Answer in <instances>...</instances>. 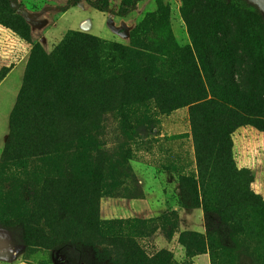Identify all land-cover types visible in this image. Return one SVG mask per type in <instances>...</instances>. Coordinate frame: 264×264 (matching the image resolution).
Listing matches in <instances>:
<instances>
[{
    "label": "rangeland",
    "instance_id": "1",
    "mask_svg": "<svg viewBox=\"0 0 264 264\" xmlns=\"http://www.w3.org/2000/svg\"><path fill=\"white\" fill-rule=\"evenodd\" d=\"M74 1L0 0V77L24 56L28 62L36 44L51 54L68 32L119 43L135 54L132 61L137 66L153 64L164 79L189 82L197 73L194 66L204 76L213 73L205 59L211 23L219 27L230 23L249 35L255 32L264 38V16L247 0H110L108 12L95 10L85 2L75 5ZM123 1L130 11L121 16ZM195 41L205 49L201 51V63L196 60L200 56ZM238 41L249 54L243 66L263 68L259 85L264 89V63L258 51L262 50L264 58V49L239 36ZM21 84L17 71L0 87V158L5 146L10 155L0 165V228L8 230L16 244L15 254L0 256V264H72L66 247H61L68 236L76 240L67 243L79 250L80 264H124L122 246H111L106 238L91 234L73 236L82 227L80 212L68 216L61 207L79 211L86 203L97 202L100 217L115 220L118 213L110 210L115 201L162 197L163 187H171V199L181 208L202 204L188 108L168 116L139 108L130 123L122 121L117 112H108L102 122L87 128L61 120L48 129V123L22 115L9 142V119ZM197 89L192 86L185 90ZM49 131L51 135L46 134ZM230 138L235 166L250 171L251 190L261 199L257 207L240 212L237 231L243 233L246 226L260 227L262 232L264 128L244 126ZM207 190L215 199L213 190L220 193L222 186L211 182ZM170 205L163 212L161 209L159 217L147 219H159L153 226L161 227L165 241L157 240L159 229L153 228L138 242L148 254L166 250L175 264H183L191 257L179 238L173 241L175 217ZM21 221L26 223L22 225ZM35 228L43 236L41 244L25 246L31 244L27 240L37 237ZM50 237L59 241L58 248L52 246ZM186 246L193 247L189 243ZM228 254L223 264H255L247 256Z\"/></svg>",
    "mask_w": 264,
    "mask_h": 264
},
{
    "label": "trees",
    "instance_id": "2",
    "mask_svg": "<svg viewBox=\"0 0 264 264\" xmlns=\"http://www.w3.org/2000/svg\"><path fill=\"white\" fill-rule=\"evenodd\" d=\"M74 2L75 5L85 2L100 12L110 10V0ZM129 11L123 1L119 14L124 16ZM239 30L230 23L222 27L216 22L209 25L206 39L210 46L205 51V59L213 67V73L206 72L204 76L198 66H194L197 73L193 74L191 82L164 79L156 65L134 64L135 54L125 46L80 32H68L51 54L36 44L10 115L9 142L14 138L16 120L22 115L48 123V129H53L61 120L74 121L87 128L102 122L108 112H117L122 121L130 123L139 108L165 116L188 108L202 196V204L193 208H202L206 234L179 233V242L187 247V256L191 257V261L183 264H192L193 259L201 254H209L211 264H223V258L230 255L228 253L241 254L255 264H264V231L261 232L260 227L246 226L243 233L237 231L240 212L257 207L261 199L251 190L253 177L250 171L235 166L230 138L244 126L264 128V89L259 85L263 68L243 66L249 61L245 58L249 54L238 41V36L242 40L256 42L262 49L264 38L260 33L249 35L245 30L247 35L243 29ZM194 46L200 56L196 60L201 63V51L205 49L197 41ZM194 64L197 65L195 60ZM9 72L0 77V83ZM192 86L198 89L185 90ZM46 134L51 135V131ZM9 157L5 146L0 165ZM211 182L222 186L220 193L213 190L215 199L207 190V184ZM61 208L68 216L80 212L82 227H75L73 236L91 234L92 237L106 238L111 246H122L124 264H175L170 252L160 250L148 254L138 242L153 228L155 231L161 229L153 226L159 219L103 220L97 202L86 203L79 211H74L73 207ZM172 214L175 217L172 235H175L179 217L175 211ZM25 223L20 222L22 225ZM34 230L37 237L27 240L31 244L25 243V246L41 244L43 236L39 234V228ZM238 234L246 237L240 238ZM73 238L68 236L61 247H66L72 264H80L79 250L67 243H74L76 240ZM49 241L55 247L59 244L51 237ZM187 243L193 247L186 246Z\"/></svg>",
    "mask_w": 264,
    "mask_h": 264
},
{
    "label": "crops",
    "instance_id": "3",
    "mask_svg": "<svg viewBox=\"0 0 264 264\" xmlns=\"http://www.w3.org/2000/svg\"><path fill=\"white\" fill-rule=\"evenodd\" d=\"M88 28H90L89 25H88ZM49 34L50 32L47 34V36ZM42 44L45 46L43 42ZM26 65H27V56H24L12 66L6 78L0 83V87L17 71L20 72L22 82H23ZM21 86L18 91H20ZM0 163H1V158H0ZM170 188L171 187L169 188L163 187L162 197L154 196L151 198L141 199V200L132 201V202L127 201V200L115 201L112 204L110 210L113 213H118V216H114V217L119 218V219H130V218L136 219L137 218V219L147 220V219L159 217L161 214V209L163 212V210L166 208V205L171 204L170 205L171 212H174V211L177 212L178 217H179V226H178L179 233L194 232V233L205 235L206 225L204 221V213H203L202 208H193V209L190 208L189 209V208L179 207L178 204L175 202V200L171 199V195H170L171 189ZM179 233L175 234L173 241H176L179 238ZM156 236L159 242H161L162 240L165 241L161 233V229L157 231ZM163 246H164L163 248H166L165 244ZM15 247H16V244L13 240V235L8 230L0 228V256H3L5 254H10V253L15 254L16 252ZM192 264H211V259H210L209 254L196 256L193 259Z\"/></svg>",
    "mask_w": 264,
    "mask_h": 264
},
{
    "label": "water",
    "instance_id": "4",
    "mask_svg": "<svg viewBox=\"0 0 264 264\" xmlns=\"http://www.w3.org/2000/svg\"><path fill=\"white\" fill-rule=\"evenodd\" d=\"M231 1V0H228ZM251 5H254L264 16V0H247Z\"/></svg>",
    "mask_w": 264,
    "mask_h": 264
}]
</instances>
